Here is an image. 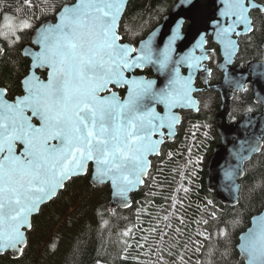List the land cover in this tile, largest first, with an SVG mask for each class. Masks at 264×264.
Instances as JSON below:
<instances>
[{"label":"snow or ice","instance_id":"obj_1","mask_svg":"<svg viewBox=\"0 0 264 264\" xmlns=\"http://www.w3.org/2000/svg\"><path fill=\"white\" fill-rule=\"evenodd\" d=\"M42 3L47 7L49 0ZM127 3H64L56 12L55 23H45L36 30L34 43L39 50H25L32 63L21 82L23 93L10 102L5 98L7 89H0V253L23 255L27 233L34 227L33 216L58 199L74 177L86 173L89 162L94 165L95 182H111L127 206L128 192L148 175L149 155L158 154L163 143L165 133L161 129L167 128L171 135L178 123L173 109L195 107L191 76L182 77L180 66L199 69L208 57L203 53L173 57L179 23L162 49L155 47L156 33L139 48L121 43L119 27ZM221 3L219 16L230 22L225 25L217 21L215 35L223 46L226 63H231L239 46L233 37L258 30L253 12L264 17V4L256 0ZM23 7L32 9V0H24ZM8 20L5 15L4 21ZM7 27L9 31L0 35L15 43L20 39L16 33L32 28V23L24 18L19 25ZM241 27L243 32L238 31ZM202 41L203 37L197 47L202 48ZM149 65L167 77L163 87H157L156 81L128 75ZM35 69H46L47 78L40 79ZM203 70L210 74L208 69ZM229 82L237 89L244 87L239 81ZM115 88L123 89L125 94ZM160 104L166 109L163 115L156 111ZM157 134L161 139L154 140ZM261 139L264 137L258 138L249 152L260 150ZM236 175L235 171L226 173L233 191L237 190ZM203 223L207 225L208 221ZM130 231L123 235L128 236ZM197 235L210 239V235L199 231ZM217 235L227 233L221 229ZM240 241L244 264H264V216L257 218ZM187 243L183 244L185 248ZM178 260H184L183 253L178 254Z\"/></svg>","mask_w":264,"mask_h":264},{"label":"trees","instance_id":"obj_2","mask_svg":"<svg viewBox=\"0 0 264 264\" xmlns=\"http://www.w3.org/2000/svg\"><path fill=\"white\" fill-rule=\"evenodd\" d=\"M176 1L130 0L120 29L124 41L136 45L143 40L160 25ZM71 2L49 0L45 7L42 0H32L34 7L28 9L23 7L24 0H0L1 24L13 21L19 25L24 18L32 23V28L16 33L20 39L15 43L0 40L4 49L0 88L7 89L9 95L17 93L19 77L27 66L28 60L20 53L22 43L28 41L41 21ZM5 15L9 17L7 22ZM257 17L264 19L259 15L255 20H259ZM259 22L258 30L248 39L252 48L249 56L264 62L260 54L264 23ZM143 75L148 78L151 73ZM215 98L214 94L208 95L203 100L205 106ZM220 105L218 100L208 113L200 110L197 115L184 117L174 141L152 160L143 187L131 196L130 208L111 210L107 186L94 189L87 176L73 179L58 199L33 218L34 227L27 233L23 255L17 260L0 256V264H161V260L163 264H244L238 258V237L264 208V140L260 153L244 167L237 206L220 205L215 193L206 187L207 162L220 144L214 128ZM230 109L229 122L261 110L251 90L233 95ZM177 228L180 232L175 231ZM129 229V235L124 236ZM221 229L226 236L217 235ZM198 231L210 235V239L197 235ZM185 241L187 248L183 246ZM179 253L184 254L183 261L178 260Z\"/></svg>","mask_w":264,"mask_h":264},{"label":"water","instance_id":"obj_3","mask_svg":"<svg viewBox=\"0 0 264 264\" xmlns=\"http://www.w3.org/2000/svg\"><path fill=\"white\" fill-rule=\"evenodd\" d=\"M127 3V6L129 4ZM257 2V1H256ZM259 4V3H258ZM126 6V9H127ZM222 8L221 0H190V2H186V0H177L169 13L165 15L161 19V23L157 26L152 32H150L143 40L139 41L136 45H132L133 47L139 48L140 44L148 40L152 37L153 33H156L155 36V47L159 50L162 49L165 44L168 42L169 37L172 36L173 32L177 29V25L179 23V38L172 45L174 52L173 57L179 58L185 56L189 53H192L194 56H201L202 53L208 57L211 54V51L206 50L207 42L206 38H211L212 42L219 47L220 55L222 58V62L219 64L218 69L222 73V81L209 87V89L214 90L220 95L221 105L220 110L214 121V128L219 137L220 144L217 145L213 149L212 155L209 157L207 162V178H206V187L207 190L211 193H215L217 201L222 206H227L230 208H234L238 204L239 198V190H240V181L244 176V167L249 161L256 155H258L263 147V140H260L261 147L257 152H249V148L254 145L258 138L264 137V63L254 62L250 63L246 70L243 71L241 69H234L233 62L237 53L232 59L231 63H226V58L224 55L223 46L219 43L216 38V22L220 21V23L225 24L230 21L221 20L219 16V12ZM126 12V11H125ZM125 14V13H124ZM124 16V15H123ZM122 16V18H123ZM121 18V20H122ZM55 23L56 15L54 16V20L48 19L43 20L39 23V25L34 29L30 37V43L24 46L21 49V55L23 58L29 60L30 69H31V58L25 55V50L31 49L32 51H38V46L34 43L36 30L39 29L45 23ZM187 26L186 30L183 31L184 26ZM238 31L243 32V28H239ZM249 34L242 35L240 37L247 36ZM201 37H203L202 48L197 47L198 43H201ZM240 37H233L237 41H239ZM128 44V43H125ZM263 49H264V41H263ZM0 49L3 51L0 52V57L3 55V42L0 41ZM208 58L204 59L200 63V68L197 69L195 67L189 68L187 64H182L180 66V75L184 78H188L191 76L192 79V100L195 101V107H178L173 109L176 116L179 118L178 123L172 128V134L168 135V129L164 128L161 131L165 132L163 139V143L159 145L158 154L149 155L148 160L150 161V165L148 168V175L151 170V161L152 158H157L160 156L162 146L167 142L172 143L174 141V137L176 136V128L181 123V115L179 112H192L194 114L199 113V103L194 98V94L197 92L194 85L195 80L199 77L201 81L206 85L209 81L210 74L208 71H204L203 69H208L207 67ZM183 70L186 71V74H183ZM209 70V69H208ZM38 71H47L46 69H35V74L37 75ZM149 71L152 74V78H146L145 76H137L136 73H144ZM129 76H134L138 79H146L156 81L157 87H163L167 82V77L161 75L156 69L149 65L141 69H136L133 72L128 74ZM38 76V75H37ZM39 77V76H38ZM23 81V80H22ZM21 81V82H22ZM229 81H239L244 85L243 88L237 89L234 84ZM250 84L253 88V100L256 105L261 107V111L258 113H247L241 119L229 124L228 119L230 116V105L231 100L234 94H239L245 92L246 86ZM22 85V83H21ZM23 88V85H22ZM2 89V88H0ZM120 89V88H117ZM7 96V94H6ZM6 98V97H5ZM162 109L161 115L166 111L164 105H156V111L158 109ZM154 140L161 139V137L157 134L153 137ZM240 157H247V159H240ZM91 167V174L89 178V182L91 187L97 189L101 186H108L110 190V201L109 207L111 210H127L131 207V196L139 191L141 187H143L144 182L142 184L137 185L127 194V206H125V201H123L120 197H118L115 193V190L112 188L111 182H106L104 184H97L94 180V165L89 162L88 169ZM229 171H235L237 175L235 176V186H237V190L233 191L232 189V181H230L226 173ZM88 174V170L86 173L81 174L80 176L74 177L73 179L86 177ZM148 175H146L143 179L144 181L147 179ZM72 179V180H73ZM51 203V202H49ZM46 205L42 206L45 207ZM38 214L34 215L36 217ZM264 216V208L263 210L251 218L249 228L238 237V245L236 247L238 252L239 261L243 262V257L240 254L239 244L240 238L248 233L249 229L254 227V222L257 218ZM30 232V231H29ZM28 232V233H29ZM8 255L11 259L17 260L22 255H13L11 251H7L4 253H0V256Z\"/></svg>","mask_w":264,"mask_h":264},{"label":"flooded vegetation","instance_id":"obj_4","mask_svg":"<svg viewBox=\"0 0 264 264\" xmlns=\"http://www.w3.org/2000/svg\"><path fill=\"white\" fill-rule=\"evenodd\" d=\"M256 1L259 4H264V0H256ZM55 15H56V13H55ZM259 15L261 16L260 13H258L256 11L253 12V18L254 19H255V16H259ZM54 16L49 18V19L54 20ZM257 18H259V17H257ZM260 19L261 18H259V20H256V24H260L261 25V23L259 21H261L262 19L261 20ZM46 20H48V19H46ZM122 20H123V18H122ZM122 20L120 22V27H119V33L122 36V40L120 42L121 43H127L126 41H124L123 35L120 32ZM186 28H187V26L185 25L183 31H185ZM32 32H31V34H32ZM31 34L29 36L28 41L22 43V45H21L22 47L20 48V53H21V49L24 46H26L27 44L30 43ZM251 35H252V33L247 35V36L239 38V41H238L239 50H238L237 55L234 58V62H233V66H232L234 69H241V70L245 71L247 66L250 63H254V62L264 63L263 61L253 60V58L251 56H249V52L251 51L252 48L250 47L251 44H250V41L248 39L250 38ZM261 38L262 39H261V42H260V52H261L260 54H261V57L264 58V49H263V46H262L263 41H264V29H263ZM206 42H207L206 50L211 51V54L208 55V62H207V67H208V69L210 71V78H209V81H208V83L206 85L201 81V79L199 77L195 80L194 87H195L197 92L194 94V98L199 103V111L201 110L202 112L204 111V112L208 113L210 111V108L213 105L216 106V103L218 102V100H219V102H221L220 95L217 92H215L214 90L209 89V87L217 85V84H219L222 81V73L218 69L219 64L222 62V58H221V55H220L219 47L216 46L212 42L211 38H206ZM244 43H245V45H244V49H243V44ZM241 45H242V47H241ZM29 71H30V62L28 60L27 61V66L25 68V71L19 77L18 89L17 90L15 89L17 91V93L9 95L8 92H7L6 99H8L10 102L14 101L17 96H19V95H21L23 93V88H22V85H21V81L25 78V76L29 73ZM182 72H183V74H186L185 70H183ZM37 75L39 76L40 79L45 80L47 78V71H43V72L38 71ZM135 75L141 76V75H143V73H136ZM143 76H145V75H143ZM152 77L153 76L151 74V76H149L148 78H152ZM114 90L119 92L121 95L125 94L123 89L115 88ZM245 90H251L252 91L253 88H252L251 85L248 84L246 86ZM210 94H214L215 97L218 98V99L215 98L216 100L214 102H211V101L208 100L207 101V105L205 106V102L203 100L207 99L208 95H210ZM202 105H203V107H202ZM158 112L162 113L163 111H162L161 108H159ZM179 113L181 115V123L183 122L184 117H190V114H194V113L188 112V111L187 112L181 111ZM194 115H197V114H194ZM230 123H232V121H230ZM179 127L180 126L177 127V135H178ZM90 174H91V167H89V169H88L87 177L90 178Z\"/></svg>","mask_w":264,"mask_h":264},{"label":"rangeland","instance_id":"obj_5","mask_svg":"<svg viewBox=\"0 0 264 264\" xmlns=\"http://www.w3.org/2000/svg\"><path fill=\"white\" fill-rule=\"evenodd\" d=\"M9 23L11 24V25H13V26H17V24L16 23H14L13 21H9ZM7 23H5V24H1V22H0V32H8L9 31V29H8V27H7ZM6 38V39H5ZM5 40V41H7V43H11L9 40H8V37H6V36H4V35H0V40ZM99 264H101V263H99Z\"/></svg>","mask_w":264,"mask_h":264}]
</instances>
